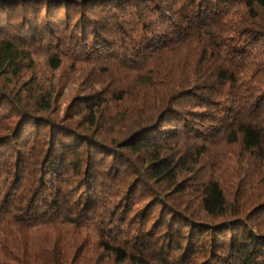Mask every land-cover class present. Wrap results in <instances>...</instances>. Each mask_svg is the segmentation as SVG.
Here are the masks:
<instances>
[{
    "label": "trees",
    "instance_id": "16d2710c",
    "mask_svg": "<svg viewBox=\"0 0 264 264\" xmlns=\"http://www.w3.org/2000/svg\"><path fill=\"white\" fill-rule=\"evenodd\" d=\"M0 264H264V0H0Z\"/></svg>",
    "mask_w": 264,
    "mask_h": 264
},
{
    "label": "rangeland",
    "instance_id": "374dc122",
    "mask_svg": "<svg viewBox=\"0 0 264 264\" xmlns=\"http://www.w3.org/2000/svg\"><path fill=\"white\" fill-rule=\"evenodd\" d=\"M74 91V84L68 83L64 93L59 97L57 107L62 110Z\"/></svg>",
    "mask_w": 264,
    "mask_h": 264
}]
</instances>
